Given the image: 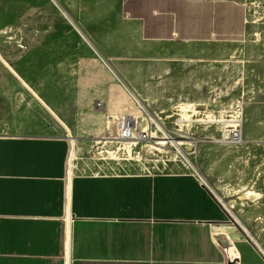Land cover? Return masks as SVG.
Listing matches in <instances>:
<instances>
[{
  "label": "crops",
  "instance_id": "1",
  "mask_svg": "<svg viewBox=\"0 0 264 264\" xmlns=\"http://www.w3.org/2000/svg\"><path fill=\"white\" fill-rule=\"evenodd\" d=\"M77 21L127 85L166 107L156 112L192 97L186 87L195 63L208 60L202 54L234 50L248 35L233 0H79ZM0 59L7 68L0 75V264H64L67 185L74 264H264L246 233L240 239V225L185 171L92 169L84 156L69 178L73 117L53 92L5 64L1 52Z\"/></svg>",
  "mask_w": 264,
  "mask_h": 264
},
{
  "label": "rangeland",
  "instance_id": "2",
  "mask_svg": "<svg viewBox=\"0 0 264 264\" xmlns=\"http://www.w3.org/2000/svg\"><path fill=\"white\" fill-rule=\"evenodd\" d=\"M233 1L244 10L247 38H242L234 50L227 47L218 56L201 55L208 60L195 63L193 85L186 87L192 97L167 111L173 115L167 124L169 128H174L172 122L177 120L185 124L182 113L193 111L189 104L204 106L199 107L200 114L195 110L196 114L188 119L194 120L191 133L198 140L194 157L196 166L212 191L224 186L226 191H217V194L227 207H233L232 215L239 221L242 233L237 234L240 239H247L242 229L245 227L255 240L253 245L264 254V0ZM0 32H3L0 34L3 62L10 63L24 77L35 81V87L53 92L55 103L65 106L66 113L73 117L72 123L77 130L66 128V136L77 141L76 165L85 156L92 158L88 164L92 169L100 170L96 163H103L113 171H144L141 164L104 160V154L100 153L111 149L104 144V136L117 135V120L111 117L125 114L131 105L123 85L133 89L109 63L104 62L60 0H1ZM197 51L198 48L195 55H198ZM213 59L225 61L215 63ZM4 70L7 68L0 59L1 76L5 75ZM47 76H61L65 80L44 84ZM63 91L64 97L59 95ZM242 97L245 101L243 133L247 146L236 148L216 144L218 128L202 121L203 112L207 109L208 114L215 112L226 117ZM149 102L153 110L166 108ZM100 121L104 132L98 130ZM90 128L94 131L89 132ZM120 146L116 144L112 149ZM179 170L184 171L182 165L171 163L166 169L153 171ZM246 192H255L256 196L250 200L238 199Z\"/></svg>",
  "mask_w": 264,
  "mask_h": 264
},
{
  "label": "built area",
  "instance_id": "3",
  "mask_svg": "<svg viewBox=\"0 0 264 264\" xmlns=\"http://www.w3.org/2000/svg\"><path fill=\"white\" fill-rule=\"evenodd\" d=\"M123 85V83H121ZM125 85V84H124ZM123 87L128 91L131 105L125 114H120L112 119L117 120V135L111 137L104 136V144L108 145V150L100 152L104 154V160L110 161H133L143 166L144 172H154L168 168L171 163L180 164L184 171L193 176L197 182L206 187L213 195V191L207 184V179L198 169L195 163V155L198 140L192 132L194 120H182L172 122L174 128H169L167 121L173 118L167 111H154L147 99H143L139 94L130 88ZM200 114L198 104H189ZM245 109L244 97L238 100L226 117L215 112L204 111V123L216 126L219 135L214 142L221 146L244 147L247 146L243 133V113ZM198 114V115H199ZM194 117V116H193ZM69 138V137H68ZM70 149L67 158V175L70 178L77 168L78 144L70 137ZM102 142V141H100ZM116 144L121 145L116 150L112 149ZM152 163V166L149 164ZM218 203L225 209L229 216V222H239L231 214V211L223 204L222 200L214 195ZM71 192L70 187H66V212L64 214L65 246L62 260L64 264H74L73 255V225L75 218L70 211Z\"/></svg>",
  "mask_w": 264,
  "mask_h": 264
},
{
  "label": "bare ground",
  "instance_id": "4",
  "mask_svg": "<svg viewBox=\"0 0 264 264\" xmlns=\"http://www.w3.org/2000/svg\"><path fill=\"white\" fill-rule=\"evenodd\" d=\"M65 15V14H64ZM67 17V16H66ZM80 31V30H79ZM82 33V32H81ZM82 35V34H81ZM86 38V37H85ZM87 41V40H86ZM89 43V42H88ZM194 114H196V113H194ZM194 114H191V113H189V112H187V111H184L183 113H182V119L183 120H188L192 115H194ZM217 191L218 192H223V191H226V189L224 188V186H218L216 189H215V192L213 191V193H214V195L216 196V197H218L219 199L221 198L218 194H217ZM256 196V194H255V192L253 193V192H246V193H243V194H241V195H239V198L238 199H240V200H250L251 198H254ZM220 200H222V199H220ZM222 202H223V204L226 206V204L224 203V200H222ZM227 207V206H226ZM230 211H231V209L233 208V207H227ZM231 214H232V212H231ZM237 220V219H236ZM239 222V221H238ZM242 228H243V230H244V232L246 233V235L253 241L254 239H252V236L250 235V233L248 232V230L245 228V227H243L242 226ZM255 241V240H254ZM253 241V242H254ZM236 253V252H235Z\"/></svg>",
  "mask_w": 264,
  "mask_h": 264
},
{
  "label": "water",
  "instance_id": "5",
  "mask_svg": "<svg viewBox=\"0 0 264 264\" xmlns=\"http://www.w3.org/2000/svg\"><path fill=\"white\" fill-rule=\"evenodd\" d=\"M68 9L73 18L79 19V0H60Z\"/></svg>",
  "mask_w": 264,
  "mask_h": 264
}]
</instances>
